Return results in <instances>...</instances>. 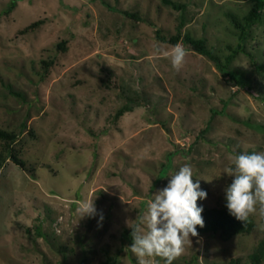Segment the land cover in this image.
Listing matches in <instances>:
<instances>
[{"label": "rangeland", "instance_id": "rangeland-1", "mask_svg": "<svg viewBox=\"0 0 264 264\" xmlns=\"http://www.w3.org/2000/svg\"><path fill=\"white\" fill-rule=\"evenodd\" d=\"M170 1L183 8L0 0V130L16 135L0 152L22 163L0 167V264H137L131 228L180 167L207 193L198 207L220 208L230 158L264 152V10L229 66L236 85L182 42L175 71L159 36L183 24L224 62L254 0ZM128 98L141 104L115 119ZM93 199L95 215L81 218ZM249 218L252 232L229 240L197 231L173 264H251L264 220Z\"/></svg>", "mask_w": 264, "mask_h": 264}, {"label": "clouds", "instance_id": "clouds-1", "mask_svg": "<svg viewBox=\"0 0 264 264\" xmlns=\"http://www.w3.org/2000/svg\"><path fill=\"white\" fill-rule=\"evenodd\" d=\"M169 47L170 51L162 54L178 72L184 66L188 50L180 43ZM160 55L161 49L157 47L153 56ZM230 159L233 166L226 170V175L232 181L224 189L229 215L240 222H246L252 215L264 220V152H244ZM206 196L199 180L193 182L190 165L185 164L171 175L166 187L147 201L146 211L136 217L137 222L131 228L129 249L137 264H158L156 258L164 264H173L185 252V246L191 247V238L199 236L197 227H204L203 209L197 201ZM79 212L81 218L95 215L94 199L82 202Z\"/></svg>", "mask_w": 264, "mask_h": 264}, {"label": "trees", "instance_id": "trees-1", "mask_svg": "<svg viewBox=\"0 0 264 264\" xmlns=\"http://www.w3.org/2000/svg\"><path fill=\"white\" fill-rule=\"evenodd\" d=\"M162 1L165 4L171 5L175 9L183 8L182 5L175 4L170 0H162ZM263 10H264V0H254L253 7L243 18V24L242 25L237 24L240 30L238 46L236 49L233 50V52L229 56L225 58L224 62H221L219 58L216 55H214L211 50L207 49L205 45V41L203 39H194L188 33H183L182 32L183 24H179L177 26L175 35L170 37L169 39L160 36L159 38L162 41L169 43L173 46L179 42H182L186 48H189L190 50L195 51L200 55L207 57L212 62H214L216 67L223 76H227L229 79H232L236 85H242L241 79L229 69V66L232 60L235 58V56L240 51L244 50L245 40L251 28H253V26L261 22V12ZM38 24H40V21L34 22L30 26H28L25 30L34 29L35 27L38 26ZM59 48L61 50L64 49L63 46H60ZM47 66L48 64L46 65V68ZM129 104L139 106L141 103H138V101L135 98H128L127 103L117 111L115 115V119L122 116L125 112H129L131 110ZM0 139L3 140L5 144L9 146L11 143L15 141L16 135H14L13 133H7L3 130H0ZM8 159L12 160L16 165L22 166V163L16 159V156L12 154L10 148H8L6 156L4 155V152H0V167ZM201 215L203 218L204 227L202 228L197 227V231L212 233V234L220 233V235L223 236L226 240H229L234 236L250 234L254 228V224L250 218L246 222H240L236 220L233 216L229 215L226 208V201L223 207L203 210ZM249 258L251 264H260L264 262V240L258 243L255 251L250 255Z\"/></svg>", "mask_w": 264, "mask_h": 264}]
</instances>
